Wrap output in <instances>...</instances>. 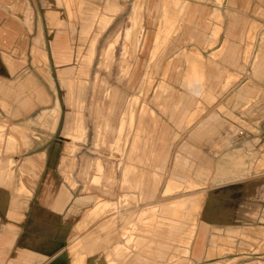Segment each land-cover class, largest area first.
I'll use <instances>...</instances> for the list:
<instances>
[{
    "label": "crops",
    "instance_id": "obj_1",
    "mask_svg": "<svg viewBox=\"0 0 264 264\" xmlns=\"http://www.w3.org/2000/svg\"><path fill=\"white\" fill-rule=\"evenodd\" d=\"M73 1L0 0V121L9 122L16 132L19 130L28 146H31L32 141L21 131L24 126L38 125L43 132L54 128V118L44 108H50L48 110L54 112L59 107V101L55 99L56 70L70 68L73 60L71 43L77 31L75 21L79 14L84 13L83 5L77 4L76 7ZM236 2L240 0H230L229 4L233 6ZM135 4L136 0L133 7ZM160 5V2L151 0L146 6L147 29L143 27L142 42V46L145 43L148 44L145 56L150 53L151 58L155 57L162 43H166V49L171 50L186 40H195L199 47L195 44L193 48L197 52L194 54H188L185 51L177 54V59L170 67L181 74H176L177 85L171 84L170 87L181 88L178 92L184 94L182 102L177 96V107L167 108L168 116H162L161 125L154 126L148 121L144 125L148 133L154 132L155 136L157 134L150 146L151 165L155 170H164L170 154L171 137L176 135L173 165H182L187 170L191 167L193 173L188 176L185 172L174 168L162 195L166 190L175 187L195 189L210 180L215 188L213 187L205 199L201 219L204 223L198 228L194 217L191 225L176 232L169 229L168 223L156 224L152 222V219L146 234H148L149 243L153 245L138 246L134 243V252L128 259L126 253L131 252L129 245L133 238L131 235L127 236L125 243H117L113 248L120 264H148L149 258L158 260L159 264H168L164 262V259L177 241L183 244V256H190V262L193 260L198 262L204 257H210L218 248L217 243L221 240V232L228 237L233 235L247 237L242 229L231 227L222 230L217 227V224L245 221L249 216V212L245 210L247 208L244 205L245 202L264 199V174L249 177L250 173H260L264 170V118L254 122L248 117L238 116L242 107L250 106L252 96L258 92L255 88H264V85L259 83L264 81V70L255 69L258 62L264 61V47L260 48L252 62L251 71L254 79L251 84H248V81L244 80L245 72L239 68L242 56L241 46L244 44L245 35L242 22L238 30L240 24L237 17L229 23L228 27L225 26L228 37L218 38L211 49L206 48L205 44L207 39L203 26L205 6L188 5L184 9L183 24L180 31H177L173 22L169 21L164 6ZM114 6L115 3L111 11L117 12ZM143 11L144 7L142 16ZM161 12L164 17L162 25L157 26V30L153 31L157 16ZM46 13H51V26ZM215 13L214 17H220L217 10ZM79 18L82 20L84 17L80 15ZM87 27L86 23L81 25V37H83V29ZM174 32L177 36L172 41H168L169 36ZM218 32L219 28L214 32L215 37ZM47 44L50 48L46 47ZM189 45L184 44V46ZM223 45L225 48L222 56L212 55L211 65L208 67L203 58L207 55L206 52L211 50L210 56L219 51ZM142 46L139 49L140 54ZM181 69L182 71H179ZM143 80V77L140 78L139 86L142 85ZM206 88H213L212 92L218 96V99L205 107L203 114L194 116L190 121V115L196 108L195 103L199 101ZM229 88L240 89L227 95ZM67 93L68 89L65 90V96L69 106L73 108L72 100L68 98ZM223 96L224 98L221 99ZM115 97L113 95L110 101L109 114L115 109ZM78 103L82 108L80 99ZM151 108L158 112L155 106L151 105ZM123 114L125 113L119 115L118 131H120L119 120ZM235 118L244 119L243 122L249 124L251 130L241 127L236 129ZM139 129V131L143 130L141 125ZM5 130V126L0 124V153L13 147L14 138L9 135L6 137ZM239 131H242L243 135L238 136ZM64 135L71 141H86V127L82 114L79 119L73 117L66 120ZM97 137L98 130H96ZM136 147L137 143L134 141L127 154L128 161L135 154ZM40 154L46 156V152ZM137 160L140 161L138 158ZM13 163V160L8 159L7 169L2 171L0 161V264H84V257L81 254L75 258L69 253V248L76 236V228L86 221L84 212L78 211L79 204H73L70 193L63 185L56 193V191L52 192L51 184L44 182L38 202L30 213H26L27 200L32 195L34 182L23 181L21 178L26 174H31L35 178L37 174L35 168L27 169L22 166L19 168L21 177L16 179L11 169ZM28 164L36 167L34 159H29ZM96 168L98 171L103 168L99 161L96 162ZM132 169L133 166L129 164L122 172L131 174ZM156 182L154 177H147L142 183V194L146 199L153 197ZM45 194H48L50 201L48 210L42 207V203L46 201L44 200L46 197H42ZM192 195L195 200V194ZM93 199L94 195H85L80 198L79 203L80 205L89 204ZM108 203H96L90 210V214H97L108 209V207L104 208V205ZM109 204L114 206V203ZM198 204L199 202L193 204L195 210L199 209ZM145 225L146 223L139 225V228L142 229ZM187 227L189 229L186 232ZM81 232L79 236L82 251L86 250L90 254L94 250L90 248L91 244L88 245L85 241L89 233ZM255 233L264 239V230H257ZM138 235L141 236V234ZM185 238H188L187 245L183 243ZM261 249L262 251L258 254L253 252L251 256L237 255L231 260L238 259L234 264H264V242ZM255 255L257 256L252 257ZM85 257L87 258L88 255ZM86 263L106 264L96 258L86 260Z\"/></svg>",
    "mask_w": 264,
    "mask_h": 264
},
{
    "label": "rangeland",
    "instance_id": "obj_2",
    "mask_svg": "<svg viewBox=\"0 0 264 264\" xmlns=\"http://www.w3.org/2000/svg\"><path fill=\"white\" fill-rule=\"evenodd\" d=\"M149 1L151 0H136L137 5L135 4L136 7H133L135 0H74L73 4L76 7L77 4L83 5L84 13L79 14V17L82 15L84 18L81 20L78 17L75 21L77 31L73 35L71 43L73 60L70 68H65L62 71L56 70L55 99L59 101V107L54 112L48 110L50 108H44L54 118V128L51 131L43 132L38 125L24 126L21 131L32 141L31 146H28L19 130L16 132L13 130L14 126L9 122L0 121V124L6 128V137L9 135L14 138L13 147L0 153L2 171L7 169V160L11 159L14 161L11 169L16 179L21 177L19 168L22 166L27 169L35 168L37 174L35 178L31 174H26L21 178L23 181L31 180L34 182L32 195L27 200L26 213H30L35 203L38 202L44 182L51 184L52 192L56 191V193L59 191V187L63 185L66 191L70 193L73 204H79L80 209L78 211L84 212L86 221L76 228V236L69 248L70 256L76 258L78 254H81L84 257V264H87L86 260L93 258L104 261L106 264H120L113 248L117 243H125L126 237L129 235L133 241L129 245L131 252L126 253L128 259L134 252V243L138 246L146 244L151 247L153 244L149 243V237L146 233L152 219V222L156 224L159 222L168 223L169 229L176 232L191 225L194 222V217L198 228L204 223L201 219L205 199L214 187L210 180L195 189L175 187L166 190L162 195L174 168H178L188 176L193 173L191 167L187 170L182 165H173V154L177 143L176 135L172 137L169 135L172 140L164 170H155L151 165L150 146L155 141L154 138L157 137V134L155 136L154 132L148 133L144 125L147 121L154 126L161 125L162 116H168L166 114L167 108L177 107V96L182 102V95L184 94L178 92L181 88L170 87L171 84L177 85L176 74L179 72L176 73L170 67L177 59V54L183 51L188 54L196 53L197 51L193 47L197 42L186 40L178 45V50L177 48L167 50V44L162 43L155 57L151 58L150 53L145 56L148 44L145 43L142 46V42L144 29H147L148 13L146 6ZM154 1L160 2L164 6L169 21L173 22L177 31H180L183 24L184 9L188 5L200 4L205 6L206 14L203 20L204 30L207 34L205 44L206 48L211 49L218 38L228 37L225 26L228 27L229 23L237 17L240 24L238 30L242 22L245 35L244 44L241 46L242 56L239 68L245 72L244 80L248 81V84L252 83L254 79L251 71L252 62L260 48L264 47V0H240L233 6L229 4L230 0ZM113 3H115L114 10L117 9V12L111 11ZM216 10L220 16L218 18L213 16ZM134 11L136 12L134 13ZM135 14L139 17L137 18ZM46 16L51 26V13H46ZM157 17L156 26L152 27L153 31H156L163 22L162 12ZM139 18L141 20L137 22L136 19ZM83 23H86L88 27L83 29V37H81L80 29ZM132 23H137V27L135 25L133 27ZM109 24L110 26L107 28ZM218 28V35L215 37L214 32ZM127 30L133 32H127ZM128 35L135 37V39L133 40ZM140 35L142 36L141 54L139 51L141 46H136ZM175 36L177 35L174 32L169 36L168 41H172ZM186 43L190 45L184 46ZM46 47L50 48V45L47 44ZM91 47L95 56L89 66L85 59H88ZM196 47L199 45L196 44ZM224 48L223 45L219 51L210 56L211 50L206 52L207 55L203 58L208 67L211 65V56L221 57ZM255 69L264 70V61L258 62ZM172 73L175 76H172ZM142 77L144 80L139 86L138 81ZM259 83L264 85V81H259ZM67 89V96L72 100L73 108L69 106L65 96ZM238 89L240 88H229L227 95ZM255 89L258 92L252 96L250 106L242 107L238 116L240 115L241 118L248 117L249 120L257 122L264 118V88ZM212 90L214 89L206 88L199 101L195 103L196 108L190 115V121L194 116L203 114L205 107L218 99ZM113 95L116 96L114 99L115 109L109 114V104ZM223 98L224 96L221 99ZM79 99L82 108L78 103ZM151 105L155 106L158 112L152 110ZM123 112L125 114L119 120L120 131H118L119 115ZM81 114L86 127V141H71L64 135L66 120L73 117L79 119ZM235 120L237 122L236 129L241 127L251 130L249 124L243 122L244 119L235 118ZM139 125L142 126L143 130L139 131ZM96 130H98L97 138ZM134 141L137 143L134 150L135 154L128 161L127 154ZM45 152L46 156L40 154ZM29 159L36 161V167L28 164ZM97 161L103 166L101 171L96 168ZM129 164L133 166L132 173L122 172L125 166ZM260 174H264V170L260 173H250L249 177H258ZM147 177H154L157 182L153 197L146 199L142 194L143 187L141 185ZM91 194L94 195L93 201L89 204L80 205V198ZM192 194H195V200ZM42 197H46L44 199L46 204L42 203V207L48 210L50 202L48 194ZM102 202L114 203V206L112 207L109 203L105 204L104 208L108 207V209L91 215L90 210L95 207L96 203ZM196 202H199L198 210L193 208V204ZM244 205L247 206L245 210L249 212L248 219L243 222H220L217 227L222 230L231 227L239 228L244 230L243 232L247 234V237L239 235L228 237L224 232H221V240L217 243V250L213 252L212 256L204 257L198 262L195 260L190 262V256L184 257L182 253L183 244L177 241L169 250L164 262L168 264H234L238 259L231 260V258L237 255L251 256L253 252L257 254L261 252L264 239L256 235L255 232L264 230V199L262 201L250 200ZM144 223L146 225L140 229L139 225ZM188 229L187 227L186 232ZM81 231H88L89 233L85 241L88 245L91 244L90 248L94 250L90 254L86 250L85 252L82 251L79 236ZM183 243L187 245L188 238H185ZM85 255L88 257L86 258ZM251 260H255V258H251ZM159 263L158 260L151 258L148 260V264Z\"/></svg>",
    "mask_w": 264,
    "mask_h": 264
},
{
    "label": "bare ground",
    "instance_id": "obj_3",
    "mask_svg": "<svg viewBox=\"0 0 264 264\" xmlns=\"http://www.w3.org/2000/svg\"><path fill=\"white\" fill-rule=\"evenodd\" d=\"M136 5H137V4H136ZM135 7H136V6H135ZM134 10H135V9H134ZM135 12H136V11H134V13H135ZM138 12H139V11H138ZM135 15H137V14H135ZM133 17H134V16H133ZM138 17H139V15H137V18H138ZM130 18H131V17H130ZM136 20H137V22H139V21L141 20V18L136 19ZM136 20H135V22H136ZM131 21H132V20H131ZM132 22H133V21H132ZM130 24H131V23H130ZM132 24H133V25H132L133 27H134V25H135V27H137V25H136L137 23H132ZM108 26H109V25H108ZM108 26H107V27H108ZM104 27H105V26H104ZM129 29H131V28H129ZM131 30H132V29H131ZM135 30H136V28H135ZM135 30H134V31H135ZM162 30H163V29H162ZM129 31H130V30H129ZM129 31L127 30V32H129ZM136 31H137V30H136ZM136 31H135V33H137ZM130 32H133V31H130ZM131 35H133V34H131ZM131 35H130V36L128 35V36L131 37ZM136 35H137V34H136ZM162 35H163V34H162ZM134 36H135V35H134ZM158 36H159V35H158ZM141 37H142V36L140 35L139 38H138V41H137V45H136V46H141ZM131 38H133V37H131ZM131 38H130V39H131ZM134 39H135V37L133 38V40H134ZM133 40H131V41L133 42ZM157 40H158V39H157ZM131 41H130V42H131ZM132 42H131V43H132ZM135 42H136V41H135ZM134 45H135V44H134ZM92 47H93V46H92ZM92 47H91V49H90V53H89V57H88V59H85L86 64L89 65V66H90V64L92 63V60H93V58H94V56H95V54H94V50H93L94 47H93V48H92ZM136 48H137V47H136ZM123 122H124V121H123ZM80 128H81V127H80ZM84 201H85V200H83V202H84ZM85 202H86V201H85Z\"/></svg>",
    "mask_w": 264,
    "mask_h": 264
},
{
    "label": "built area",
    "instance_id": "obj_4",
    "mask_svg": "<svg viewBox=\"0 0 264 264\" xmlns=\"http://www.w3.org/2000/svg\"><path fill=\"white\" fill-rule=\"evenodd\" d=\"M237 135H238V136H241V135H243V132H242V131H239V132L237 133Z\"/></svg>",
    "mask_w": 264,
    "mask_h": 264
}]
</instances>
